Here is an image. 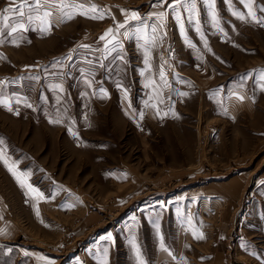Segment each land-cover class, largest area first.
Wrapping results in <instances>:
<instances>
[{"label": "rangeland", "instance_id": "obj_1", "mask_svg": "<svg viewBox=\"0 0 264 264\" xmlns=\"http://www.w3.org/2000/svg\"><path fill=\"white\" fill-rule=\"evenodd\" d=\"M64 2L49 31H0V264H139L133 239L144 264H213L229 200L263 192L264 26L247 11L264 18V0H198L199 24L181 8L155 35L131 21L115 50L107 29L158 25L167 4ZM28 16L10 26L44 27Z\"/></svg>", "mask_w": 264, "mask_h": 264}, {"label": "snow or ice", "instance_id": "obj_2", "mask_svg": "<svg viewBox=\"0 0 264 264\" xmlns=\"http://www.w3.org/2000/svg\"><path fill=\"white\" fill-rule=\"evenodd\" d=\"M241 2L244 3L245 0H241ZM165 4H167L166 10L160 11L154 14L155 17L159 21L158 25L148 24L136 12H131V14L124 21V23H119L116 26L115 32L113 28H109L99 39L104 41L111 35L112 38L107 39L105 48L107 49V47L111 45L112 49L115 50L116 48L120 46L119 41L116 39L115 33H118L120 29L125 28L131 21H140L145 26L146 31L150 29L153 35H155L158 32V29L164 26L163 22H164L166 14L168 12L178 13L181 8L187 14L185 17H181L179 14L176 16V19L178 21H181L182 27H183V21L185 19L187 20L189 24H193V25L199 24V20L197 19L198 0H172L171 3H169V0H153V6L163 7ZM70 7H74V5L65 3L64 0H19L18 3L16 2V0H12L10 6L5 7L2 13H0V31L8 30L9 36L16 34L18 31L19 32H26L30 30H39L41 32L49 31L53 26L54 12L52 11V9H55L57 12L60 13L59 22L62 23L64 22V18H65L64 17L65 10ZM26 11L29 13V16H28L29 22H32L33 19H35V21H37L39 24L44 25V27L38 28V29H30L23 22L18 23V25L10 26L9 22L13 18L25 17ZM92 12L94 14L90 16L89 18H92V19H103L104 18V13H99V10L96 9L95 6L92 7ZM9 13L11 15H4V14H9ZM96 13H99V14L96 15ZM79 14L85 15V16L88 15L87 12H83V11H81ZM233 14L236 15L238 19H240L241 21L246 19V16L244 13L234 11ZM247 17L251 18L253 22L261 26H264V18L257 17L250 7L248 8V11H247ZM67 18L71 19L72 16H68ZM211 18L214 24H219V19L216 16L215 11H214V5H213V12H212ZM149 19H151V17ZM196 30L199 31V28H197ZM83 47H87V46L85 45ZM66 59L71 60V57H66ZM56 63L59 64L61 67L63 66L62 61H57ZM163 75L164 73L161 72V77H163ZM0 83H3V82H0ZM238 98L241 101H243L244 99V97H238ZM27 106L31 107V105H27ZM16 114H18V112ZM73 135H75V133H73ZM7 163H8L7 160H5L6 166H7ZM8 170L12 172L14 176L16 175L12 167H9ZM18 182L20 181L18 180ZM21 186H23V184H21ZM29 187H31V185H29ZM195 238L200 239L203 237L201 236V237H195ZM107 239L110 240L111 236L109 235ZM131 246L133 250L136 252V256H137V260L139 261V264H144L143 260L140 258L139 247L136 244L134 239L131 241ZM161 247L163 248V244H161ZM165 250L167 251V249ZM106 255L107 253L105 252V256ZM169 255H172V253L169 252ZM104 264H107L106 260Z\"/></svg>", "mask_w": 264, "mask_h": 264}, {"label": "crops", "instance_id": "obj_3", "mask_svg": "<svg viewBox=\"0 0 264 264\" xmlns=\"http://www.w3.org/2000/svg\"><path fill=\"white\" fill-rule=\"evenodd\" d=\"M242 93L244 96L240 94V97H244L243 101L238 98L236 100L242 103L247 100L248 103H250V105L247 103L248 107H252V103L249 98H247L246 92L242 90ZM6 154L7 152H5V155ZM0 160L4 161L2 155ZM255 187H257V185ZM261 189L263 190L261 195H258L257 193L255 196L250 195L248 197L249 199L242 200L240 197L243 194L237 195L239 192L238 185L226 188V190L231 193L230 195H237V200L230 201L233 198H231L230 195L229 197L231 199L227 198L225 195L226 199H230V218L228 222L221 224L220 227L222 228V231H225L226 229L228 232L214 233L213 235V245L217 247L213 264H226L223 261L226 254L223 251H218V248L220 246L228 247V245L226 246L225 244H227L229 242L228 240L232 238L230 234L234 228L235 230L239 228V231H243L245 234L242 236V234L238 232L237 235H241V238L238 240V243L229 248L230 260L232 259L231 264H264V186L261 187ZM229 193L227 192V194ZM242 215H246L243 217L246 219H240Z\"/></svg>", "mask_w": 264, "mask_h": 264}, {"label": "built area", "instance_id": "obj_4", "mask_svg": "<svg viewBox=\"0 0 264 264\" xmlns=\"http://www.w3.org/2000/svg\"><path fill=\"white\" fill-rule=\"evenodd\" d=\"M165 52H167V51H165ZM163 55L166 56L165 54H163ZM163 64H164V76H165L166 79L171 80L172 79V74H173L174 70L169 65L168 61L163 62ZM194 70H198V68L197 67H194ZM180 103H182V101H180Z\"/></svg>", "mask_w": 264, "mask_h": 264}]
</instances>
